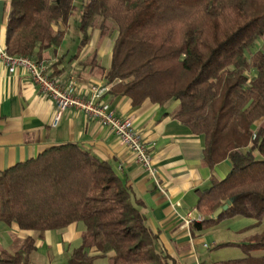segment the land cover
<instances>
[{"label": "trees", "instance_id": "16d2710c", "mask_svg": "<svg viewBox=\"0 0 264 264\" xmlns=\"http://www.w3.org/2000/svg\"><path fill=\"white\" fill-rule=\"evenodd\" d=\"M75 10L74 0H10L7 52L40 62L62 44ZM78 29L79 48L95 30L113 40L104 71L110 94L133 106L177 102L171 115L203 138V163H230L224 178L211 175L196 190L204 219L190 233L232 217L252 223L239 230L249 232L244 240L214 245L244 255L212 264H264V46L250 53L264 36V0H81ZM142 205L109 162L73 142L0 172L1 222L39 233L84 224L68 264H95L90 249L112 252L110 264H172ZM20 259L0 251V264Z\"/></svg>", "mask_w": 264, "mask_h": 264}, {"label": "crops", "instance_id": "0c3cea01", "mask_svg": "<svg viewBox=\"0 0 264 264\" xmlns=\"http://www.w3.org/2000/svg\"><path fill=\"white\" fill-rule=\"evenodd\" d=\"M9 5L10 0H0V48L5 46ZM91 34L87 43L90 51L83 53L78 47L71 54L73 45L63 40L60 46L45 51L40 61L59 80L74 79L76 93L82 96H87L90 85L105 83L104 71L109 67L113 45L110 38L100 39L97 30ZM91 59L94 60L90 62ZM103 100L111 105L117 116L130 117L134 129L149 145L158 183L135 163L132 152L113 132L84 112L69 108L58 124L52 126L54 101L39 91L25 70L17 68L11 73L1 59L0 172L36 157L49 146L77 143L109 162L130 187L133 196L142 201L141 210L146 214L147 224L158 235L157 246L170 256L172 264H202L201 247H211L206 241L211 235L213 245L239 242L221 239L222 231L239 235L240 241L249 235V232L239 233L252 223L247 218L223 219L194 235L185 224L184 218L189 213H199L196 190L208 187L211 175L224 178L231 166L225 160L211 170L203 163V138L191 133L171 115L177 102L158 105L145 100L133 106L129 97L112 95L109 91ZM84 230V224L76 222L39 233L0 221V251L19 252V264H68L72 251L81 245ZM99 254L94 249L88 251L89 256H97L95 264H110L112 252Z\"/></svg>", "mask_w": 264, "mask_h": 264}, {"label": "built area", "instance_id": "2783aa9c", "mask_svg": "<svg viewBox=\"0 0 264 264\" xmlns=\"http://www.w3.org/2000/svg\"><path fill=\"white\" fill-rule=\"evenodd\" d=\"M0 59L11 73L17 68L25 70L39 91L54 101L52 126L58 124L63 112L69 108L84 112L113 132L120 143L132 152L135 163L155 183H158L157 171L152 162L149 145L141 134L134 129L130 117L117 116L111 105L103 100V96L110 89L109 84H92L87 89V96H82L76 93L74 79L71 78L66 82L59 80L57 76L47 70L42 62H37L24 55H11L5 46L0 48ZM203 219V215L192 212L184 218V222L188 226L192 221H202Z\"/></svg>", "mask_w": 264, "mask_h": 264}, {"label": "rangeland", "instance_id": "374dc122", "mask_svg": "<svg viewBox=\"0 0 264 264\" xmlns=\"http://www.w3.org/2000/svg\"><path fill=\"white\" fill-rule=\"evenodd\" d=\"M74 3H75V6L77 7V10L74 11L73 16L68 20L67 33L64 38L66 43L71 44L74 47V49H72L71 54L77 51L78 46H79V41H80V35H81L78 29L79 7L81 5V0H74ZM263 46H264V36L258 39V41L250 49V53L254 52L255 50L261 49ZM81 48H79V51L83 50V53H86L87 51H90L91 49V47L89 49V45H85ZM239 218L242 219L243 217H239ZM263 225H264V216H263ZM221 234H222L221 239L226 240V241L227 240H231V241L241 240L239 235H235L231 231H222ZM211 236H209V240H206L207 242H209V245L211 247L209 248L201 247L200 261L202 264H212V262L216 260L233 259V258L242 257L244 255L242 250L237 246L215 248L213 245V242L211 241L212 239Z\"/></svg>", "mask_w": 264, "mask_h": 264}, {"label": "water", "instance_id": "95a60500", "mask_svg": "<svg viewBox=\"0 0 264 264\" xmlns=\"http://www.w3.org/2000/svg\"><path fill=\"white\" fill-rule=\"evenodd\" d=\"M230 204V201H227L224 205L219 207L217 210H215L211 216V218H216L218 217L223 211H225Z\"/></svg>", "mask_w": 264, "mask_h": 264}]
</instances>
